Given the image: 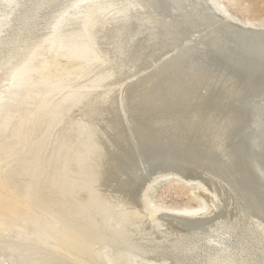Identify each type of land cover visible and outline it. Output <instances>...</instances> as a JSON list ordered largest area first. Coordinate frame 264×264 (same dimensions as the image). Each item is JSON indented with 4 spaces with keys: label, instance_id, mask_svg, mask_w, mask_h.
Masks as SVG:
<instances>
[{
    "label": "bare ground",
    "instance_id": "1",
    "mask_svg": "<svg viewBox=\"0 0 264 264\" xmlns=\"http://www.w3.org/2000/svg\"><path fill=\"white\" fill-rule=\"evenodd\" d=\"M0 32V264H264V24L0 0ZM171 175L200 211L156 206Z\"/></svg>",
    "mask_w": 264,
    "mask_h": 264
},
{
    "label": "rangeland",
    "instance_id": "2",
    "mask_svg": "<svg viewBox=\"0 0 264 264\" xmlns=\"http://www.w3.org/2000/svg\"><path fill=\"white\" fill-rule=\"evenodd\" d=\"M223 1L227 3L229 13H231L233 17H239L241 20L250 18L259 26L264 24V0ZM175 177L176 176L171 175L170 180L162 182L157 188L156 195L159 199V203H157L156 206L170 207L173 204L190 203L192 209L200 211L203 208L202 202L192 197V192L198 188V184L192 182L187 185L186 189L189 190V194H187L185 190H182V188L178 186ZM137 264L150 263L145 262L143 259H137Z\"/></svg>",
    "mask_w": 264,
    "mask_h": 264
},
{
    "label": "water",
    "instance_id": "3",
    "mask_svg": "<svg viewBox=\"0 0 264 264\" xmlns=\"http://www.w3.org/2000/svg\"><path fill=\"white\" fill-rule=\"evenodd\" d=\"M7 28V27H6ZM10 27H8V29H9ZM7 29V30H8ZM7 31H5V33H6ZM4 32H0V48L3 46V44H4V37H5V35H7V34H5Z\"/></svg>",
    "mask_w": 264,
    "mask_h": 264
}]
</instances>
